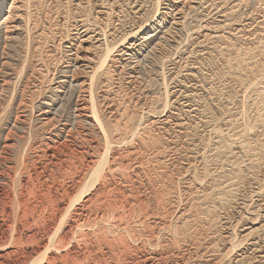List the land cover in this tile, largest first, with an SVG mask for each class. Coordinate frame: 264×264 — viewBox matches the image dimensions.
Here are the masks:
<instances>
[{
    "label": "rangeland",
    "instance_id": "1",
    "mask_svg": "<svg viewBox=\"0 0 264 264\" xmlns=\"http://www.w3.org/2000/svg\"><path fill=\"white\" fill-rule=\"evenodd\" d=\"M121 8L120 29L113 36L121 41L119 50L127 46L122 45L123 36L140 27L138 38L149 32L155 36L142 55L119 57L116 98H132L133 128L150 132L165 154L171 201L159 193V185L152 184L156 191L151 195L137 178L130 186L135 201L130 192L117 190L114 177L94 178L77 192L71 181L85 171L82 151L89 141L99 140L96 134L86 141L79 135L65 141L67 132L59 135L63 143L55 151L54 167L44 169L50 178H40L48 158L43 151L33 158L35 150H26L29 136L37 134L39 108L28 113L25 123L15 122L24 97L20 80L27 66L25 52L19 53L17 40L13 47L0 41V173L23 159L36 171L31 178L26 173L22 179H0V211L5 207L13 212L0 216L6 222L0 227V244H5L8 262L28 261L29 255L32 261L42 251L47 257L41 264H264L255 258L260 256L255 248L264 243V229L259 228L264 223V0H127ZM175 16L179 25L171 24ZM152 27L159 29L154 32ZM10 68L18 71L17 77ZM67 97L59 108L65 115L73 110ZM104 110L113 120L110 112L115 111ZM8 133L12 148L5 151ZM131 134L119 149L133 144ZM66 185L71 197L79 193V200L94 192L93 185L101 187L104 192L92 203L105 217L84 212L89 227L78 226L75 209L82 203L75 196L78 202L73 198L72 208L77 206L61 221L60 208L71 199L64 193Z\"/></svg>",
    "mask_w": 264,
    "mask_h": 264
},
{
    "label": "bare ground",
    "instance_id": "2",
    "mask_svg": "<svg viewBox=\"0 0 264 264\" xmlns=\"http://www.w3.org/2000/svg\"><path fill=\"white\" fill-rule=\"evenodd\" d=\"M126 1L127 0H0V41H2L5 46L13 47L17 40L19 45H16L15 47L18 48L20 54L25 52V65H27H24V75L20 74L21 76L23 75L20 83L25 84V88L24 97H21L16 107L15 113L17 114L15 122L25 123L28 115L30 113H34L36 108H39L38 111H36V120L38 121V130L36 129L37 134L35 136L33 135V138L29 136V145H26V150H31V152L32 149L35 150L33 158L41 157V154H39L41 151H43L42 153H45V156H47L48 159H46L47 161L45 162V167L44 164L43 166L41 165V171L40 173L38 172V175H40V178L43 180H48L49 175L44 174V169H48L46 166L54 167L53 159L55 157V151H57V147L63 143V139L61 141L58 138L59 135H65L67 132L65 141H69L71 136H74V138L77 139L79 138L77 137L78 135L82 138L81 140L86 141L88 139V135L90 136V134H96L99 140L93 142L89 141L85 150L82 151L86 160L85 171L82 172L81 176H76V178H73L71 181L74 184L73 188H76L77 192L87 185L92 184L94 182V178L99 180V178L109 179L110 177H114L118 178L117 190L122 193L130 192L129 197L132 199L130 186L133 182V178H137L138 182L143 184L147 191L149 190L151 195H153L156 191L151 189L152 184L154 183V186L159 185V193L162 191L163 194L166 195L165 197L171 201V193H173V191L170 190L167 185V182L169 181V179L167 181L168 168L165 160H162L166 158L165 154L160 151L162 149H159V146L156 145V140L152 138L150 132L144 130L141 133H137L133 128L134 125L132 126L133 123L131 124V120H129L132 119L130 115L133 111L131 104L132 98H128L127 94L123 97V99L116 98L119 92L118 80L121 72L118 65L119 57L122 58L123 56H128V58H132L139 52L142 55L143 52L147 51L146 47L149 46L147 44L149 43L148 40H150L152 36H155V33L149 32L147 34L145 33L142 37L139 35L138 38V33L141 30L140 27L135 32H130L129 34L127 33L123 36L122 41H125L122 42V45L124 46V44H126L127 46L123 47L122 50H119L118 43L121 41L115 42L113 36L119 28V23H117L120 21L119 14L121 13L122 5H124ZM179 14L180 13L178 12V15ZM171 21V24L179 25V20L176 16L172 17ZM150 29L155 32V29L157 30L159 28L152 27ZM167 33L168 32L166 31V34ZM114 51H116V54L113 53ZM2 63L3 67L6 68L9 61L6 58ZM9 71L13 74V76L15 74V77L18 76V71L16 73L12 68H10ZM131 77L135 78V75H132ZM5 79L4 83L8 84L7 77ZM8 80L11 81V79ZM66 97L68 102L70 101L73 104L72 112L70 111L67 115L63 114L60 110V107L64 106L63 102L66 100ZM33 98H37L35 99L37 102L35 101V103H33ZM104 109H113L115 111L110 112L113 120L112 118H110L111 120L107 118L106 114H104ZM59 113L62 116L59 115ZM64 117H66V119ZM129 134H131L134 138L133 144L123 150L122 148L119 149V144H123L122 142ZM11 135L12 133H8L6 135V140L3 143L5 151H7V148H12L11 143L8 142V138ZM30 140H33V146L32 142H29ZM23 143L25 144V142ZM13 164L14 165H12V167L7 165L9 167L8 171L4 168V171L0 173L1 180H6L7 178L22 179L23 175L26 173H29V178H31L36 174V171L35 173L31 171L32 164L29 167L28 162L25 159L21 162L14 160ZM33 166L36 165L33 164ZM100 166L101 169L105 166L106 170L103 171V176L98 177L101 170H98ZM9 169H11V172H9ZM126 169H129V171H125ZM95 173L97 175H95ZM91 181L93 182L91 183ZM110 181L111 180H109V182ZM25 182L27 183L28 181ZM109 182L107 181L106 183ZM97 185H99V183H97ZM92 188L94 189V192L91 191L87 194L85 193L84 198L81 197V200H79L80 198L78 199L80 196L79 193H75V196H77L76 199L82 203L75 209L76 218L75 216L74 218L76 221H74V223L77 222L78 224H81L78 226L83 225L89 227L88 225L90 224V220L88 222V219H83V216H85L88 211L90 213L97 211V219H101L104 216L103 213L105 211H103L100 215L98 214V211L102 210L97 208L99 206H96L97 209L93 208L94 203L97 202L96 197H99L104 191H102V188L99 186L95 187V185H93ZM64 193L68 195V197H71L72 193L69 186L66 185ZM82 194H84V191ZM74 197L69 199V203L61 206V221H64L69 215H71V211L69 210L72 208L71 200H73ZM94 198L96 202L92 203ZM76 199L74 198L73 201L75 204ZM132 201L135 200L132 199ZM2 209L3 211H0V216L2 214L7 217L9 214L10 217L13 215L11 209L10 211L5 209V207ZM96 218L95 220H97ZM4 221L5 219H0V227L2 228L6 223H4ZM61 227H63V224L60 228ZM259 228L264 229V223ZM53 230H55V228ZM252 231H254V229H252ZM252 231H250V233H252ZM52 233L53 232H51V234ZM51 236H53V234ZM11 237L14 238L13 236ZM59 237L60 236H58V238ZM257 240L259 241V239L254 238V241ZM52 243L53 245L51 247L54 248L55 241ZM253 244L256 245L255 243ZM4 245V243L0 244V264H10L5 254L6 252L3 253L5 251L3 248ZM47 247L49 248V244H45L44 248ZM255 249L256 252L260 254L259 257L255 256V258L264 262V243L260 246L258 244V247ZM32 257L33 256L29 255L26 259L30 260H19L16 264H28V262L29 264H41L47 256L45 253L43 254V252L40 251L38 258L31 261Z\"/></svg>",
    "mask_w": 264,
    "mask_h": 264
}]
</instances>
